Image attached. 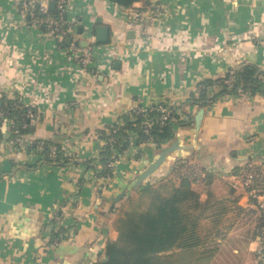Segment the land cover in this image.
<instances>
[{"label":"crops","instance_id":"0c3cea01","mask_svg":"<svg viewBox=\"0 0 264 264\" xmlns=\"http://www.w3.org/2000/svg\"><path fill=\"white\" fill-rule=\"evenodd\" d=\"M153 4L165 10L146 32L131 13ZM67 20L71 41L83 46L97 26L109 28V41L94 43L101 55L93 68L82 70L42 26L23 17L16 0H0V113L12 100L35 104L38 112L23 151L11 139L0 142V264H92L118 237L128 197L152 179L178 185L174 169L181 162L211 175L192 184L203 205L231 206L200 254L188 253L185 263L257 264L264 213L233 176L247 161L264 164V92L226 93L206 105L190 97L204 80L245 64L264 72V0H137L131 8L69 0ZM162 102L179 105L186 125L174 123V137L161 147L137 145L132 133L127 149L115 152L114 176H100L102 133L134 108ZM5 124L11 136L12 119ZM46 139L60 141L73 160L39 161L27 148ZM169 147L157 170L139 181ZM59 229L62 239L51 243Z\"/></svg>","mask_w":264,"mask_h":264},{"label":"trees","instance_id":"16d2710c","mask_svg":"<svg viewBox=\"0 0 264 264\" xmlns=\"http://www.w3.org/2000/svg\"><path fill=\"white\" fill-rule=\"evenodd\" d=\"M111 1L116 5L131 8L137 0ZM49 14L55 17L61 15L57 9L49 10ZM37 16L42 18L45 15L38 10ZM64 20L66 21L64 27L71 28L70 23L67 22V16ZM42 27L47 29L44 25ZM67 38L66 36L60 41L62 47L68 46ZM215 84L219 87V92L211 96L208 91ZM198 91V96L193 94L190 98L194 103L202 101V105L226 93L264 92V72L256 65L245 64L238 70L229 71L222 79L204 80ZM161 104L171 113V117L165 121L160 120V111L148 108L145 113L137 115L136 120H133V116L126 115L123 124H114L106 133H102L107 145L102 153L101 161L104 168L100 176L103 178L114 176L113 163L118 156L114 157L115 152L120 154L127 149L132 133L136 137L134 141L137 145L153 141L161 147L174 137V123L186 125V120L181 118L179 108H175L169 102ZM28 108V105L19 100L2 104L1 112L5 116L0 118V142L4 138L8 141L12 138L15 140L20 137L25 138L35 130V125L27 116ZM34 109L38 117L36 106ZM8 118L13 121L11 136L6 135L4 131ZM147 120L153 123L149 133L143 130L144 122ZM16 145L21 151L25 148L20 143ZM53 147H56L55 153ZM27 149L36 154L39 161L45 159L49 163L67 164L73 160L72 155L64 150L60 141L49 139L37 141L30 144ZM190 166L191 164L187 162H181L175 167L178 185L167 177L158 182L152 179L144 182L137 194L130 195L127 205L121 207L116 221L118 237L107 242L104 254L92 264H186L185 259L188 253L192 257L200 254L199 247L214 236L223 216L231 209V206L222 201L203 205L199 193L193 189L192 184L199 180H207L211 175L205 174L200 178H193L189 172H184ZM63 231L64 229H59L53 232L50 242L62 239ZM260 233L264 238V219L261 221ZM175 250L180 251L171 253Z\"/></svg>","mask_w":264,"mask_h":264},{"label":"built area","instance_id":"2783aa9c","mask_svg":"<svg viewBox=\"0 0 264 264\" xmlns=\"http://www.w3.org/2000/svg\"><path fill=\"white\" fill-rule=\"evenodd\" d=\"M19 4L21 14L23 17L30 19L31 23L35 26H46V34L53 38L59 45L66 36L72 37V28H65L64 23H66L65 16H67L69 0H53L56 2V9L60 12V17H55L49 14V6L47 0H16ZM44 14V17H38L37 11ZM165 8L159 4H153L147 10H137L131 13V20L136 25H140L142 29L146 32L150 31V27L153 25L157 17L162 13ZM68 21V20H67ZM89 42L86 46L79 44L77 41H71L67 47H64L66 53L71 56V58L81 67V69H91L95 65V59L97 55H101L98 50H96L94 43L95 37L90 36ZM230 83V81H228ZM35 102V99H34ZM35 104L28 105L27 116L31 123L33 124L37 118V113L34 109ZM175 108H179V105H175ZM150 109H157L161 112L160 120L165 121L171 117V113L168 108L163 106L161 103L157 104ZM148 109H143L141 107H136L132 110L133 120H136V116L145 113ZM3 112L0 113V118L4 117ZM13 123V121H12ZM13 125V124H12ZM153 123L147 120L144 122V132L149 133ZM13 127V126H12ZM133 139V137H131ZM11 143H20L22 146H27V138H14L11 139ZM147 143V142H145ZM148 143L158 145L153 141H148ZM55 150V149H54ZM55 153V151H54ZM191 164V163H188ZM184 172H189L193 178H200L204 176L206 171L201 169L194 163L191 164L189 169H185ZM233 178L238 181L240 187L244 190L246 196L250 199L251 203L256 206L259 210L264 213V164H260L255 161H247L244 163L239 174L233 176ZM53 221L58 222L60 217L58 214L53 216ZM261 238V243L257 249V264H264V238L262 234H259Z\"/></svg>","mask_w":264,"mask_h":264},{"label":"water","instance_id":"95a60500","mask_svg":"<svg viewBox=\"0 0 264 264\" xmlns=\"http://www.w3.org/2000/svg\"><path fill=\"white\" fill-rule=\"evenodd\" d=\"M56 9V2L55 1H51L49 4V10L54 11ZM98 22H101V19H98ZM95 41L96 43H104V42H108L109 41V28L105 25H99L96 27L95 29ZM71 42V37L67 38V43L70 44ZM173 148L169 147L164 149L161 152L160 157L158 158V160H156V162H154L151 166H149L145 172H143L141 174V176L139 177V181L144 180L147 176H149L150 174H152L154 171L157 170V168L162 164V162L164 161L166 155L172 150Z\"/></svg>","mask_w":264,"mask_h":264}]
</instances>
